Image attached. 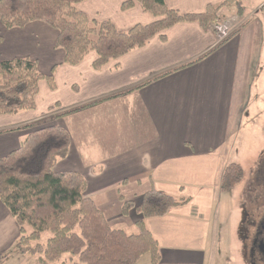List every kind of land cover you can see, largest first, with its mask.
Here are the masks:
<instances>
[{
  "label": "crops",
  "instance_id": "1",
  "mask_svg": "<svg viewBox=\"0 0 264 264\" xmlns=\"http://www.w3.org/2000/svg\"><path fill=\"white\" fill-rule=\"evenodd\" d=\"M126 1L87 0L76 8L90 20L112 22L120 32L154 22L137 3L123 11ZM165 1L182 14H200L227 0ZM235 1L238 7L222 9L210 29L180 24L99 71L95 54L77 66L64 64L58 33L46 24L8 30L0 21V61L29 58L44 76L55 69L56 84L52 89L40 83L34 111L0 116V159L36 130L26 126H60L71 144L55 171L81 174L86 195L112 228L136 232L140 216L135 211L123 216L122 199L138 205L151 189L190 199L146 226L161 247L160 264L209 263L222 176L249 100L253 63L264 50V17L256 16L264 0ZM89 104L94 105L59 117ZM19 236L0 202V255L10 252Z\"/></svg>",
  "mask_w": 264,
  "mask_h": 264
},
{
  "label": "trees",
  "instance_id": "2",
  "mask_svg": "<svg viewBox=\"0 0 264 264\" xmlns=\"http://www.w3.org/2000/svg\"><path fill=\"white\" fill-rule=\"evenodd\" d=\"M85 1L0 0V21L8 30L33 22L46 24L58 33L56 48L64 51V64L77 66L95 54L94 68L99 71L144 48L153 38H164L165 32L180 24L197 23L208 30L219 20L222 9L237 6L235 0H227L208 6L204 13L182 14L171 9L165 0H128L122 5L123 11L137 3L155 20L120 32L112 22L90 20L79 11L76 6ZM54 71L44 76L38 63L29 58L0 61V116L34 111L40 83L46 81L55 89ZM26 128L36 130L22 141L19 149L0 159V202L20 233L12 252L0 255V264L11 260L13 253L39 257L40 264L60 262L66 255L79 264H138L144 256H149V264H160L161 247L146 221L165 217L173 208L188 205L190 199H176L155 189L147 191L138 205L122 199V215L127 217L135 211L140 218L134 222L135 233L114 229L99 206L86 195L87 182L81 174L55 171L58 161L69 154L68 131L60 126L40 127V123ZM242 178V167L228 164L221 190L229 191ZM46 232L52 237L45 244L33 245Z\"/></svg>",
  "mask_w": 264,
  "mask_h": 264
},
{
  "label": "rangeland",
  "instance_id": "3",
  "mask_svg": "<svg viewBox=\"0 0 264 264\" xmlns=\"http://www.w3.org/2000/svg\"><path fill=\"white\" fill-rule=\"evenodd\" d=\"M256 16L262 19L264 14L258 12ZM256 59L252 67L249 100L242 124L234 134L228 162L242 167L243 178L232 189L223 192L222 202L215 207L210 233V262L207 264H264L253 261L250 250L253 239L249 230V220L258 221V216L264 212V188L258 175L264 161V50ZM51 237L49 232L43 233L40 241L33 245L45 244ZM38 258L13 253L11 261L4 264H40ZM71 258L66 255L53 264H79ZM138 264H149V256H144Z\"/></svg>",
  "mask_w": 264,
  "mask_h": 264
},
{
  "label": "flooded vegetation",
  "instance_id": "4",
  "mask_svg": "<svg viewBox=\"0 0 264 264\" xmlns=\"http://www.w3.org/2000/svg\"><path fill=\"white\" fill-rule=\"evenodd\" d=\"M259 180L264 188V161L258 171ZM259 220H249L250 236H252L251 256L253 261L258 260L264 262V212L258 216Z\"/></svg>",
  "mask_w": 264,
  "mask_h": 264
},
{
  "label": "built area",
  "instance_id": "5",
  "mask_svg": "<svg viewBox=\"0 0 264 264\" xmlns=\"http://www.w3.org/2000/svg\"><path fill=\"white\" fill-rule=\"evenodd\" d=\"M259 12H262L263 14H264V2L260 5V7H259V10H258ZM218 30L221 32V33H223V29H220V28H218ZM225 34V33H224ZM226 35V34H225Z\"/></svg>",
  "mask_w": 264,
  "mask_h": 264
}]
</instances>
